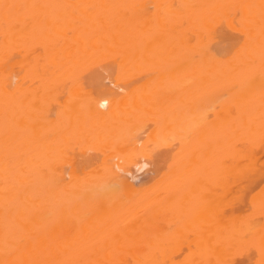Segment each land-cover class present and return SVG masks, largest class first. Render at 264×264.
Masks as SVG:
<instances>
[{
	"label": "bare ground",
	"instance_id": "bare-ground-1",
	"mask_svg": "<svg viewBox=\"0 0 264 264\" xmlns=\"http://www.w3.org/2000/svg\"><path fill=\"white\" fill-rule=\"evenodd\" d=\"M0 264H264V0H0Z\"/></svg>",
	"mask_w": 264,
	"mask_h": 264
},
{
	"label": "rangeland",
	"instance_id": "rangeland-1",
	"mask_svg": "<svg viewBox=\"0 0 264 264\" xmlns=\"http://www.w3.org/2000/svg\"><path fill=\"white\" fill-rule=\"evenodd\" d=\"M53 111H55V110H53ZM53 111H52V112H53ZM54 114H55V113H53V115H54ZM54 116H55V115H54ZM54 116H53V117H54ZM201 116H204V115H200V117H199V116H197V117L201 118ZM204 119H205V118H204ZM201 120H202V119H201ZM205 120H206V119H205ZM202 121H203V120H202ZM202 121H201V122H202ZM203 122L205 123V121H203ZM203 122H202V125H205V124H203ZM173 141H174V140H172V142H173ZM175 141H176V140H175ZM172 142H171V143H172ZM173 143H174L173 145L170 144V145H171L170 147H172L171 150H170L171 152L167 151V152L163 153L164 151L168 150L167 147L170 149V147H169L167 144H166V145H161V148H160V146H158V148H159L158 151H157V147L155 146L156 149L153 148L154 150H153L152 152H150V154H152V153L156 150V151L154 152L155 155H154V154H152L151 156H148V155L146 156V155H145L144 157H143V156H140L142 159L140 158L141 161H140V160H139V161H140V162H143V163H140L139 161H138V164L134 163L135 165L132 163L131 165H129L130 167L127 166L128 169H127V167L123 169V167H122L121 165H120V166L122 167V169H120L121 167L119 166V164H117L116 159H114L116 163H115V167H114V165H113V167H114V169L117 168L118 171H119V173H118L119 175H117V174H115V175L118 176V179H119V176H121V177H120V178H121L120 181H121V180H124V179L127 180V181H129V182L131 181L130 183H131V184L133 183L132 185H133V186H136V188H140L141 185H142V187H144V188H146V186L148 187L150 184L152 185V184L155 182L156 178L158 177V175H159V173H160V170H161V169L164 170V168H165V167H164L165 165H164V166L162 165L163 162H164V164H166V162H167V161L164 159L163 162H160V164H159V159H161V158L163 159V158H167V157L170 158V156H171L172 154H169V155H168V153H173V152H172V149H174V151H176V149L179 150V148H176V147H179V144H176V142H173ZM177 143H178V142H177ZM177 145H178V146H177ZM164 146H166V147H164ZM75 147H76V146H75ZM151 147H152V146H151ZM151 147H150V150H151ZM163 147H164V148H163ZM86 148H87V147H85V148H80V147H78V148L76 149L78 154H76V150H74L75 152L73 151V153H75V154H71L70 151H69V156L72 155V157H71L70 159H72V158H73V159L70 160V161H68V162H65L66 164L64 163V164L60 167V171H61V174H62V176H63V177H61V180H67L68 178H70V171H71V169H72L71 167L73 166V164H76L77 161H78V162H81V161L85 162V163H82V165H83V164H86V163L88 164L89 162L93 161V158H95V155L93 154V151H94L95 149H94V150H91V151H92V152H91V151H90V148H91V147H90V148L88 147L89 150L86 149ZM162 148H163V150H162ZM72 149H73V148H72ZM91 149H92V148H91ZM148 149H149V148H148ZM160 150H161V151H160ZM95 151H96V150H95ZM95 151H94V152H95ZM159 151H160V152H159ZM71 152H72V150H71ZM88 152H90V153H88ZM148 152H149V151H148ZM95 153H96V152H95ZM161 153H162V154H165V155H162ZM176 153H177V152H176ZM70 154H71V155H70ZM92 154H93V158L91 159V158H90V155H92ZM147 154H148V153H147ZM73 155H77V156H73ZM158 155H159V156H158ZM160 155H161V156H160ZM96 156H97V155H96ZM152 156H154L155 159H153ZM155 156H156V157H155ZM166 156H167V157H166ZM91 157H92V156H91ZM98 157H99V154H98ZM146 157H147V158H146ZM150 157H151V158H150ZM157 157H158L159 159H158ZM78 158H80V160H79ZM96 158H97V157H96ZM115 158H116V157H115ZM168 158H167V160H168ZM97 159H98V158H97ZM97 159H96V160H97ZM138 159H139V158H138ZM138 159H136V161H137ZM145 159H146V160H145ZM90 160H91V161H90ZM143 160H144L145 162H144ZM117 161H118V158H117ZM168 161H169V160H168ZM74 162H75V163H74ZM148 163H149V164H148ZM161 163H162V164H161ZM79 164H81V163H79ZM79 164H77V165H79ZM87 164H86V165H87ZM140 164H141V165H140ZM155 164H157V166H159V167L154 166ZM158 164H159V165H158ZM137 165H138V166H137ZM142 165H143V166H142ZM160 165H162L163 168H162V166H160ZM79 166H80V165H79ZM116 166H117V167H116ZM118 166H119L120 168H118ZM62 167H63V168H62ZM64 167L66 168V171L64 170ZM141 167H142V168H141ZM149 167H150V168H149ZM70 168H71V169H70ZM129 168H130V169H129ZM140 168H141V170H140ZM155 168H156V169H155ZM62 169H63V170H62ZM126 169H127V170H126ZM138 169H139V170H138ZM159 169H160V170H159ZM115 170H116V169H115ZM120 170H121V171H120ZM123 170H124V172H125V171H126V172L123 173ZM156 170H157V173H156ZM158 170H159V171H158ZM162 170H161V171H162ZM118 171H116V172H118ZM127 171H129V172H127ZM114 172H115V171H114ZM116 172H115V173H116ZM121 173H123V174H121ZM203 175H205V174H203ZM117 176H116V177H117ZM131 177H132V178H131ZM149 177H150V179H149ZM200 177H201L200 179H202V176H200ZM203 177H206V175L203 176ZM62 178H63V179H62ZM128 178H129V179H128ZM143 179H144V180H143ZM204 179H205V178H204ZM68 180H69V179H68ZM120 181H118V182L120 183ZM118 182H117V183H118ZM114 183H115V182H114ZM146 183H147V184H146ZM115 184H116V183H115ZM119 185H120V184H119ZM137 185H139V186H137ZM116 186H118V185L116 184ZM205 188H206V186H205ZM205 188L203 187V189H202L201 192H204V193H205V191L207 190V188H206V189H205ZM204 189H205V190H204ZM197 192H198V191H197ZM198 194H199V195H198ZM198 194H197V195H198L197 198H198L199 196H202V195H203V197H204V195H207L206 193H205V194H203V193H198ZM200 194H201V195H200ZM197 198H196V200L199 201L200 198H198V199H197ZM201 198H202V197H201ZM204 198H205V197H204ZM204 198H203V199H204ZM206 199H207V198H206ZM196 202H197V201H196ZM201 202H202V201H201ZM199 203H200V202H198L197 204H199ZM167 215H168V214H165V215H164V216L167 217V218L165 217V222L168 221V216H169V215H168V216H167ZM162 217H163V215H161L160 218L162 219ZM181 220H182V222H184V221H185V218H182ZM159 221H162V222H163V219H162V220H158L157 222H159ZM165 222H163V223H165ZM169 222H170V221H168V223H169ZM154 223H155V222H154ZM159 223H160V222H159ZM159 223H156V225L159 224ZM163 223H161V225H162V226H166V224H163ZM180 223H181V222H179V224H180ZM196 223H198V222H196ZM169 224H170L171 226L173 225L172 227H176V225H177L176 223H172V224L169 223ZM199 224H200V223H198V225H199ZM154 225H155V224H154ZM154 225H151V227H153V228H154V227H155V228L158 227V226L156 227V225H155V226H154ZM159 225H160V224H159ZM167 225H168V224H167ZM171 226H170V227L168 226V228H171L169 231L174 230V228H172ZM159 227H160V226H159ZM159 227H158L156 230H161V229L163 230L164 228H166V229L168 230L167 227H163V228L161 227V229H160ZM197 227H199V226H197V224H196V228H197ZM202 227H204V226H202ZM202 227L200 226L199 228H200L201 231H203V232H202V233H203V236H205V235L207 234V229H206V227H204V228L206 229V231H205L206 233H205L204 230H203L204 228H202ZM153 228H151V229H153ZM185 228H188V227L186 226ZM149 230H150V228H149ZM153 230H154V229H153ZM153 230H152V231H153ZM184 231H185V230H184ZM184 231H183V232H184ZM196 231H199V230L196 229ZM201 231H199V232H193V234L190 232V230H188V231H186V232H190V233H188V235H191V234L194 235V234H196V236H195V235H194V236L197 237L196 239H198V242H199V240H200V243H201V239H199V238H200V235H199V234L201 233ZM150 232H151V230H150ZM184 233H185V232H184ZM185 234H186V233H185ZM185 234L182 233L181 236H183V235H185ZM198 235H199V237H198ZM186 236H187V234H186ZM186 236H183V238L185 239ZM194 236H192V237H194ZM206 236H207V235H206ZM189 237H190V236H189ZM189 237L187 236L186 239H187V238L189 239ZM192 237H190V239H189V240L191 241V243L194 241L193 239L195 238V237H194V238H192ZM181 238H182V237H181ZM191 238H192V239H191ZM201 238H203V237L201 236ZM184 239H183V240L180 239V240L182 241V242H181L182 245H181L180 243L176 242V243H178V245H179V246L176 245V246H178V247H175L174 243L172 244V245H174V248H175V250H176L177 253H184V252L187 251V249L189 248V246H188L187 244H189L190 242L185 241V244H183V243H184V242H183ZM188 239H187V240H188ZM196 239H195V241H196ZM192 240H193V241H192ZM195 241L193 242L194 244H195ZM203 241L205 242V240H202V242H203ZM176 243H175V244H176ZM186 243H187V244H186ZM191 243H190V244H191ZM206 243H207V242H206ZM196 244H197V242H196ZM196 244H195V246H196ZM201 244L203 245V244H205V243H201ZM192 245H193V244H191L190 246H192ZM187 247H188V248H187ZM192 247H193V246H192ZM176 248H178V249H176ZM184 248H186V249H184ZM193 248H194V247H193ZM195 248H196V247H195ZM174 252H175V251H174ZM238 260L240 261V260H242V259H239V258L237 259V262L239 263ZM242 261H244V260H242ZM240 262H241V261H240Z\"/></svg>",
	"mask_w": 264,
	"mask_h": 264
}]
</instances>
